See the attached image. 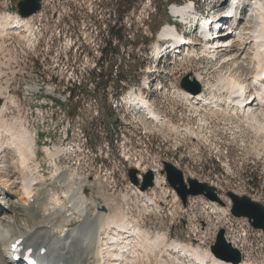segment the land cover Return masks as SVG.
I'll return each mask as SVG.
<instances>
[{
  "label": "rangeland",
  "instance_id": "obj_1",
  "mask_svg": "<svg viewBox=\"0 0 264 264\" xmlns=\"http://www.w3.org/2000/svg\"><path fill=\"white\" fill-rule=\"evenodd\" d=\"M21 1L0 0V24L8 17H19ZM118 1L42 0L40 12L30 18L19 17L22 25L0 35V101L1 108L5 106L1 130L10 135L27 133L37 155L29 162L30 170H39L48 185L59 171H70L73 182L87 181L84 194L94 202L92 213L104 199L125 200L132 228L139 226L142 234L149 235L148 253L140 252L139 264H195L188 255L196 250L208 256L206 262L212 255L218 261L233 264L212 251L221 230H225L226 241L240 252L241 263L264 264V232L255 230L247 219L235 218L227 196L234 192L264 205V128L253 127L246 117L238 118L235 113L233 117L222 111L213 113L214 100L198 108L184 99L185 93L191 92L181 87L186 77L192 87L200 74L204 82L200 84L199 97L211 92L209 82L217 85L221 78L253 82L257 73L253 39L244 37L249 44L244 64L227 62L228 56H205L207 43L201 39L203 32L198 31L199 22L195 20L196 13L211 19L226 12L223 16L229 18L227 11L232 12L236 0H189L182 4L191 7L185 17L174 15L172 6L156 12L150 0H135L131 12L121 15ZM257 1L264 5V0H254ZM240 6L242 18L249 23L242 20L237 25L260 30V17L250 18L253 11L246 10L249 1H242ZM194 20V27L185 25ZM113 26L124 38L121 57L132 53L131 41L140 39L134 55L137 82L118 101L111 83L107 106L85 98L79 114L71 117L67 109L72 104L68 88L78 85L87 73L102 70L97 64ZM170 26L180 39L192 38L197 47L194 57L189 55L186 43L179 41V45L161 35ZM222 92L216 93L217 99L225 95ZM82 96L77 95L76 100ZM135 97L140 103L152 102L163 124L149 119L148 112H142L140 103L134 102ZM108 110L115 115L104 123L102 115ZM170 125L177 127L180 134L173 133ZM165 162L181 170L186 179L216 187L225 205L200 197L191 198L185 205L162 174ZM14 164L19 170L16 179L22 182L24 176L19 174L24 165L17 159ZM131 169L138 170L139 185L131 182ZM150 171H156L160 185L144 191L142 197L138 193ZM101 182L103 188L97 185ZM48 190L56 196L51 188ZM66 190L58 185L59 198ZM145 200L154 204L145 205ZM0 205L5 207L3 201ZM82 220L76 215L68 228H78ZM175 245L191 252L177 254L178 258L173 256L172 261L170 254L174 251L168 249ZM151 252L156 254L152 256Z\"/></svg>",
  "mask_w": 264,
  "mask_h": 264
},
{
  "label": "bare ground",
  "instance_id": "obj_2",
  "mask_svg": "<svg viewBox=\"0 0 264 264\" xmlns=\"http://www.w3.org/2000/svg\"><path fill=\"white\" fill-rule=\"evenodd\" d=\"M242 1H249V7L246 10L253 11L250 18L260 17L262 23L260 30L252 26L253 29L250 26L248 29V26L244 28V26L237 25L242 20L249 23L247 18L241 16ZM236 3L232 6V12L227 11L229 18L223 16L221 19V31L218 39H215L209 46L205 45L207 53L205 56L212 55V58L228 56L227 62L232 60L238 64H244L247 59L245 50L248 49V46L246 44L249 45L244 41V37L248 35L253 39L254 58L257 61V73L253 77V82L247 83V81L235 77L221 78L217 85L208 83L211 92L205 93L207 96H197L200 93L191 96L192 93H185L184 99L196 104L198 108L203 107L204 103L208 104L210 100H214L212 103L215 105L211 106L213 113L222 111L231 117L235 113L238 118L243 115L242 117H246L253 127L264 128V5L259 1L254 2V0H236ZM190 8V5H172V13L177 17H185L189 14ZM210 20L209 18L203 22L204 30L208 28ZM3 22L2 25L0 24V35L22 25L19 17H8ZM23 27L26 25L23 24ZM161 35L168 37L167 39L173 43L177 42L180 45L182 42L181 37L177 31L172 29V26L166 28ZM184 38L183 43L189 44L187 46L189 55L194 57L197 53L196 44L191 37ZM203 79L201 74L197 76L199 84L204 82ZM219 91H223L222 93L225 95L217 99L216 93ZM134 102L140 103V99L135 97ZM140 105L142 112H148L149 119L159 125L163 124L162 119L155 112L156 108L152 102L141 100ZM4 107L0 109V195H2L0 201L5 203V207L0 205V264H27L24 261L25 254H28L26 259L32 260L34 264H139L140 252H147V247L150 245L149 235L142 234L139 226L132 228L131 223L127 220L126 201L113 198L104 199L103 203L96 205L98 207L92 213L91 207L94 202L84 194L88 182L78 180V182L75 181L77 182L75 185V182L72 181L74 176L69 174L70 171L69 173L59 171L60 168L57 164V172H59L55 181L48 185L39 170L34 169V173L30 170L29 162L37 155L27 133L21 135L12 133L10 135L1 130L4 128L1 124ZM170 128L173 133L180 134L177 127L170 125ZM16 159L24 165L19 174L24 176L22 182L16 179L19 171L14 164ZM26 168L29 171H24ZM91 184L95 185V183ZM58 185L67 189L61 198L58 194ZM97 185L101 188L105 186L102 182ZM158 185H160V181L156 176L155 186ZM48 188L53 190L55 197L50 194ZM138 195L145 197V193L142 191ZM63 203L67 205L65 206ZM152 204L154 202L145 200V205ZM6 208H8L7 211ZM76 215H80L83 220L78 228L71 230L68 227L72 225ZM162 240L161 242L164 243L165 241ZM231 245L234 244L231 242ZM158 247L159 245L156 246V249ZM10 248H14L13 256L10 255L12 254ZM43 249H45L44 253ZM168 250L174 251L170 254L171 260L173 256L178 258V255L183 252L186 255L191 252L177 245ZM239 250L242 252L241 249ZM192 252L188 257H192L196 261L195 264H227L218 261L212 255L206 262L208 256H203L199 250ZM16 258H19V261ZM241 264H246V262Z\"/></svg>",
  "mask_w": 264,
  "mask_h": 264
},
{
  "label": "water",
  "instance_id": "obj_3",
  "mask_svg": "<svg viewBox=\"0 0 264 264\" xmlns=\"http://www.w3.org/2000/svg\"><path fill=\"white\" fill-rule=\"evenodd\" d=\"M42 10V0H23L18 4V14L21 18H30ZM181 87L193 94H199L202 90L200 84L195 81L193 86H190L189 77L184 78ZM1 109V101H0ZM138 170L131 169L129 171L130 180L134 185H139L137 179ZM162 174L167 177V182L181 201L186 205L191 198L203 197L212 203H218L222 206L225 203L221 200L219 191L216 187L207 183H202L196 179L187 178L185 174L176 166L165 162ZM155 175L152 171L144 176V182L140 188L142 192L147 191L155 186ZM232 207L231 214L238 219H247L250 225L255 230L264 232V205L252 200L249 196H240L234 192H228ZM213 253L221 259L232 261L234 264L242 262L240 252L233 248L226 241L225 230L218 233L216 244L213 247Z\"/></svg>",
  "mask_w": 264,
  "mask_h": 264
},
{
  "label": "trees",
  "instance_id": "obj_4",
  "mask_svg": "<svg viewBox=\"0 0 264 264\" xmlns=\"http://www.w3.org/2000/svg\"><path fill=\"white\" fill-rule=\"evenodd\" d=\"M135 0H120L117 2V11L121 15L131 12L134 6ZM189 0H150L151 5L156 12L167 11L172 5L181 6L183 3ZM143 3V1H142ZM111 37L109 40H105L103 48L101 49L100 59L97 66H101L102 70L99 72L87 73L85 78L78 85H74L68 88L69 102L71 106H66L71 117L79 114V106L81 102L87 99H96L103 105L107 106L109 102V96L107 90L109 86L113 84L115 89L114 99L118 101L129 88L137 82V76L135 74L136 61L134 55H137L138 45L140 39H136L130 42L132 45V53L127 57H121L120 49L124 44L123 37L118 35L117 26H113L109 30ZM145 44V43H142ZM117 67V72L114 73V69ZM113 81V82H112ZM112 83V84H111ZM104 95H103V94ZM83 94L82 98L79 97L76 100L77 95ZM114 111H105L102 115L104 123H109L114 118Z\"/></svg>",
  "mask_w": 264,
  "mask_h": 264
}]
</instances>
